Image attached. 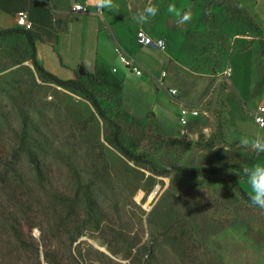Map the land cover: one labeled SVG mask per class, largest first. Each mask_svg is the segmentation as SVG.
Segmentation results:
<instances>
[{"label": "rangeland", "instance_id": "1", "mask_svg": "<svg viewBox=\"0 0 264 264\" xmlns=\"http://www.w3.org/2000/svg\"><path fill=\"white\" fill-rule=\"evenodd\" d=\"M113 2L106 24L124 47L110 40L88 66L98 78L77 76L82 89L42 77L24 35L0 36V264H264V210L236 187L250 192L242 166L264 163V153L228 142L223 128L231 55L259 28L237 0ZM169 4L190 8L191 21L178 24ZM149 6L156 15L138 23ZM140 28L166 51L138 44ZM182 98L199 110L188 124ZM238 118L264 136L253 118ZM116 124L139 159L116 143Z\"/></svg>", "mask_w": 264, "mask_h": 264}, {"label": "crops", "instance_id": "2", "mask_svg": "<svg viewBox=\"0 0 264 264\" xmlns=\"http://www.w3.org/2000/svg\"><path fill=\"white\" fill-rule=\"evenodd\" d=\"M237 2L260 30L259 37L247 48L234 52L229 62L223 128L226 140L239 144L242 136H251L238 116L255 121L256 109L264 106V0ZM75 4H82L86 11L74 13ZM19 11L27 12L32 22L30 31L36 37L38 61L62 79H74L82 72L97 76L88 66L105 58L107 43L113 40L116 50V45L124 47L116 28L112 31L106 24L108 15L94 6V0H0V29L17 27L14 15ZM92 41L95 52L89 48ZM182 100L178 103L172 99L178 103L179 113L181 104L188 103Z\"/></svg>", "mask_w": 264, "mask_h": 264}, {"label": "clouds", "instance_id": "3", "mask_svg": "<svg viewBox=\"0 0 264 264\" xmlns=\"http://www.w3.org/2000/svg\"><path fill=\"white\" fill-rule=\"evenodd\" d=\"M94 6L100 9H113L116 7L113 0H94ZM158 9L154 6H149L143 12H138L133 17L138 23H146L149 16L156 15ZM167 11L177 16L178 24L189 23L192 19L191 9L178 10L175 4H169ZM261 127H264V119H260ZM239 144L241 147L249 149L257 154L264 153V136L256 134L249 137L247 135L240 138ZM227 152V149H225ZM241 176V173H237ZM242 175L247 178V183L250 186L248 198L250 206L264 210V163H255L252 166H242ZM235 191V189H234Z\"/></svg>", "mask_w": 264, "mask_h": 264}, {"label": "built area", "instance_id": "4", "mask_svg": "<svg viewBox=\"0 0 264 264\" xmlns=\"http://www.w3.org/2000/svg\"><path fill=\"white\" fill-rule=\"evenodd\" d=\"M74 13H84L86 11L85 7L82 4H75L73 10ZM14 19L16 25L19 27H23L25 29L31 30L33 25L30 21L27 12L19 11L14 15ZM137 40L138 43L142 46H150L156 49H160L162 51H166L167 42L162 37H153L149 35L144 29L140 28L137 32ZM119 57L121 62L125 67L128 68L130 72L135 75H142L145 72V68L129 53L125 50H121L118 48ZM166 72L163 70L160 77H158L159 82L163 83V78L165 77ZM168 91L171 95H177L176 88H168ZM199 114V110L190 105L181 104L180 106V120L183 124H188L190 118L192 116H197ZM255 121L261 126L260 119H264V106H259L254 113Z\"/></svg>", "mask_w": 264, "mask_h": 264}, {"label": "trees", "instance_id": "5", "mask_svg": "<svg viewBox=\"0 0 264 264\" xmlns=\"http://www.w3.org/2000/svg\"><path fill=\"white\" fill-rule=\"evenodd\" d=\"M248 17H249V21L254 24V21L251 19V17L249 15H248ZM13 33L22 34L26 37L28 44L32 50V54H31L30 58L33 61V64H34L35 68L37 69L38 73L42 77L48 78V79L52 80L53 82H55L59 85L68 87V88H75V89H82L83 88L82 83L80 82V79L78 77H76L74 79H62L59 76H57V75L51 73L50 71L46 70L45 67L42 64H40V62L37 59V53H36V45H35L36 37L29 29H25V28L19 27V26L15 27V28H11V29H0V36H5V35L13 34ZM259 33H260V30H259ZM86 75H92V74L86 73ZM94 104H95L96 108L98 109V111L103 116V118H105L108 121H111L104 114V111L102 110V108L100 106V103L95 100ZM114 138H115V141L118 144V146L121 148L122 152L128 158L136 160V159H139L141 157V156L135 154L134 152H132L130 149H128L122 143L121 138H120V128H119L118 124H116V126H115ZM165 141H180V140L169 138V139H166ZM214 141H215L214 137H211L203 146L206 148H210L213 146ZM196 144L200 145L199 143H196ZM236 187L238 188L239 192L241 193V195L244 198L249 199L248 198V192H246L239 184L236 185Z\"/></svg>", "mask_w": 264, "mask_h": 264}, {"label": "bare ground", "instance_id": "6", "mask_svg": "<svg viewBox=\"0 0 264 264\" xmlns=\"http://www.w3.org/2000/svg\"><path fill=\"white\" fill-rule=\"evenodd\" d=\"M142 194H143V193H142ZM142 194H140V195H142ZM154 194H155V193L152 194V198H153V195H154ZM138 195H139V194H138ZM140 195H139V196H140ZM137 198H138V196H137Z\"/></svg>", "mask_w": 264, "mask_h": 264}, {"label": "water", "instance_id": "7", "mask_svg": "<svg viewBox=\"0 0 264 264\" xmlns=\"http://www.w3.org/2000/svg\"><path fill=\"white\" fill-rule=\"evenodd\" d=\"M83 73V72H82Z\"/></svg>", "mask_w": 264, "mask_h": 264}]
</instances>
